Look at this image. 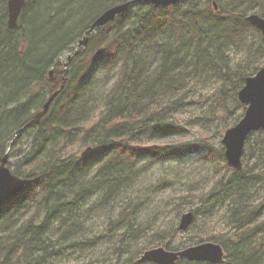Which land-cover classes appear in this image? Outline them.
<instances>
[{
  "label": "trees",
  "instance_id": "trees-1",
  "mask_svg": "<svg viewBox=\"0 0 264 264\" xmlns=\"http://www.w3.org/2000/svg\"><path fill=\"white\" fill-rule=\"evenodd\" d=\"M7 1L2 0L0 5V160L8 147L19 146L24 136L31 139L32 150L24 158L30 165L28 172L13 169L29 179L27 185L0 205V264H53L65 247L91 241H84L85 236L75 238L77 229L72 226L79 223L82 227L84 223L76 218L81 217L94 195L99 198L93 203L97 209L105 207V202L114 204L112 198L121 192L126 184L123 182L130 181L141 158L164 161L177 154L207 149L189 141L174 145L144 142L185 130L173 112L189 97L184 88L190 77L213 76L219 80L214 102L221 113L222 130L239 121L243 114L236 111L245 109L238 97L239 89L245 78L264 64L233 66L227 48L245 40L248 31L259 34L263 42L260 45L264 46V34L248 20V14L254 12L252 0H216L218 9L213 0H181L167 6L136 1L99 29L103 33L113 27V35L106 41L92 40L84 47L87 54L83 56L81 51L76 55L75 63L71 62L75 66L64 74L57 57L80 30L77 23L68 28L58 17L56 25L47 27L46 20H54L58 14L48 8L54 0H27L20 25L13 30L7 23ZM103 1H84V16L90 19L84 29L102 10L127 0H109L92 15ZM41 12L46 14L42 19L38 18ZM255 12L264 17L262 5ZM162 30H172L173 35L165 37L160 34ZM67 34L71 35L64 40ZM148 47L156 60L150 72ZM115 55L121 63L115 89L94 119L85 120L91 109L86 83L101 64L113 62ZM52 67L55 77L49 73ZM62 75L66 76L65 87L49 113L40 124L24 127L50 94L60 88ZM244 155L242 165L236 168L227 163L223 144L208 147L206 157L223 158L230 173L222 176L202 198L201 205L191 210L196 220L200 212L214 213V199L220 194L224 196L221 200L228 197L225 212L231 229L211 234L207 241L224 245L225 263L264 264V201L247 198L252 186H264V128L251 133ZM136 208L135 202H124L111 214L110 223L115 228L123 224V230L126 227V232H133L140 223ZM179 229L177 226L167 239L159 237L158 245L171 250L188 247L185 243L173 244ZM202 239L199 241H205ZM146 249L133 253L129 244L118 247V257L110 264H156L139 260ZM175 264L215 263L181 258Z\"/></svg>",
  "mask_w": 264,
  "mask_h": 264
},
{
  "label": "rangeland",
  "instance_id": "rangeland-1",
  "mask_svg": "<svg viewBox=\"0 0 264 264\" xmlns=\"http://www.w3.org/2000/svg\"><path fill=\"white\" fill-rule=\"evenodd\" d=\"M32 1L35 2V0ZM84 1L86 0H54L48 7L58 14L57 17H53V14L50 13V16L55 19L48 18L46 20L48 22L47 27L56 25V19L61 17L65 20L66 27L69 28L72 23H77L76 28L80 29L70 38L67 47L57 57L61 61L60 63L66 64V66L69 62V55H72V61L75 63L76 53L74 49H76L77 40L81 37L80 33H84V26L90 20L88 16H84ZM108 2L109 0L101 2L92 15L99 13ZM1 3L2 0H0L2 6ZM261 5L264 7V0H252V11L255 12ZM45 15L41 12L38 18L42 19ZM42 21L39 20V23ZM100 33L98 30L94 37ZM113 33L114 29L110 27L106 32L101 33V38L106 40ZM160 34L169 38L173 32L172 30L168 32L162 30ZM246 34L245 40H240L236 45H229L227 48V54L231 57L232 65H247L249 63L251 66H259L264 64V46L260 45L263 42L259 34L253 31H248ZM70 35H65L63 39H68ZM258 47L259 50L256 51ZM147 50L149 55L146 61L147 67L150 65L148 67V72H150L154 69L156 64L154 61L156 60H154L152 53L153 49L148 47ZM83 52L84 54H82L85 56L87 52ZM108 62L101 64L86 83L89 94H87L88 107L91 109L84 117L85 120L94 119L101 108H104L108 99L107 95L115 89L116 81L120 76L121 63L117 55H115L113 62ZM74 63L72 66H75ZM64 66H61L60 70ZM50 76L55 77L53 74ZM188 81L184 91L188 92L189 97H186L183 105L173 112L177 122L185 126V130L163 138H147L144 142L148 144L164 142L174 145L189 141L198 144L200 148L206 147L207 149L208 147L218 148L223 144L222 139L226 130H222L221 113L218 112L214 102V94L219 85V80L213 76L198 77L193 75ZM54 103L55 100L52 104ZM244 110V108H239L236 112L238 115L244 114ZM231 120L229 119L228 122ZM251 140H254V137ZM20 142L19 146L13 149L8 147L7 149L9 155L10 152H14V156H10V165L14 170L28 172L30 165L28 162H24V158L25 153H30L32 150L31 139L24 136ZM75 147H78L77 143ZM207 149L177 154V156H171L164 161L152 162L147 157L141 158L130 181L123 182L126 184L121 186L120 195L117 194L112 198L114 204L109 205L108 202H105V207L97 209L93 207V203L99 198L98 195H94L90 197L81 211V217L76 218V221L84 223L82 227L79 223L72 226L77 229L75 238L82 239L81 237L85 236L84 241H91L84 244L80 243L78 246L65 247L64 254H61V257L57 258L53 264H110L115 262L118 257V247H125L129 244V248L134 253L139 249L158 246L159 237L167 239L169 234L177 226L179 227L183 213L199 207L202 198L209 193L216 182L222 176L225 178L230 173V170L225 167L226 160L217 156H213L214 159L209 156L206 157ZM95 168L97 167L95 166L93 169ZM90 174V177L94 175L93 172ZM220 196L224 197L222 194ZM220 196L217 200L213 198L216 201L214 213L207 215L200 212L199 218L194 220L188 229H179L172 241L173 244L185 243L188 246L197 244L201 238L208 240L211 234L231 229L228 214L225 212L229 202L228 197L221 200ZM247 198L252 201H264V186L258 184L252 186ZM127 201L135 202L137 205L134 212L139 216L140 222L130 233L125 231L126 227L123 230V224L121 227L115 228V225L110 223L111 214ZM73 214L71 213V215ZM71 215L70 217H72ZM71 222L74 224L73 219ZM122 230L123 234L121 233ZM159 232H163V236H160ZM121 234L122 236H120ZM120 237L122 241H119ZM223 264L228 263L224 262Z\"/></svg>",
  "mask_w": 264,
  "mask_h": 264
},
{
  "label": "water",
  "instance_id": "water-1",
  "mask_svg": "<svg viewBox=\"0 0 264 264\" xmlns=\"http://www.w3.org/2000/svg\"><path fill=\"white\" fill-rule=\"evenodd\" d=\"M136 1H143L153 3L155 5L167 6L168 4L178 3L180 0H127L120 3H115L109 8L105 9L99 16H97L89 27L88 32H92L97 26H102L109 21H112L117 14L124 13L131 4ZM27 0H8L7 23L9 28L14 29L19 27V18ZM214 6L218 9V2L213 0ZM248 20L258 27L262 34H264V17L258 12H251L248 14ZM86 42V36L81 40ZM80 41V42H81ZM76 53V51H75ZM72 55H69L70 61ZM54 68L49 70L52 74ZM244 85L239 89L238 97L240 101L246 104L244 115L239 121L228 127L224 133L222 143L225 146V157L229 165L233 167H240L243 162V154L245 151V143L252 132L262 130L264 128V65L252 75L245 78ZM60 88L50 94L48 99L44 102L42 107L33 115L29 120V124H40L41 119L50 110L52 102L55 97L64 88V83H61ZM10 155L6 153L0 160V205L7 200H10L15 194L21 192L28 183V178L25 176L17 175L12 167L8 165ZM195 219L193 210H188L183 213L179 227L182 230L189 228L190 224ZM225 248L219 242L214 240L201 241L200 243L189 245L186 248L171 250L163 246H156L146 249L145 252L139 257L140 261L150 260L156 264H175L181 258L195 261H207L210 263L220 264L225 260Z\"/></svg>",
  "mask_w": 264,
  "mask_h": 264
},
{
  "label": "bare ground",
  "instance_id": "bare-ground-1",
  "mask_svg": "<svg viewBox=\"0 0 264 264\" xmlns=\"http://www.w3.org/2000/svg\"><path fill=\"white\" fill-rule=\"evenodd\" d=\"M181 1V0H180ZM179 3V2H178ZM151 4H153V3H151ZM155 5V4H154ZM157 6V5H156ZM110 7V6H109ZM109 7H107V8H109ZM107 8H105V9H107ZM104 9V10H105ZM104 10H102V12L104 11ZM101 12V13H102ZM100 13V14H101ZM99 14V15H100ZM99 15H97V16H99ZM119 14H117L115 17H114V19L118 16ZM97 16H95L93 19L95 20V18L97 17ZM113 19V20H114ZM94 20L92 21V22H94ZM112 20V21H113ZM112 21H109V22H107L106 24H103L102 26H97V27H95L94 29H93V31L92 32H88L89 31V27H87L86 29H85V31H84V33H82L79 37L80 38H78V40H77V44H76V49H74L75 51H76V55H78V54H80L81 53V51H82V53L84 54V52L83 51H85L84 50V47H86L89 43H91L92 42V40H94L96 43L97 42H100V41H106V40H104V38L102 39L101 37H100V35L99 34H97L95 37H94V35L97 33V31L100 29V28H103V26H105V25H107L108 23H110V22H112ZM92 24V23H91ZM91 26V25H90ZM15 29V28H14ZM13 29V30H14ZM100 31V30H99ZM86 36V42H82L81 40L82 39H84V37ZM81 41V42H80ZM81 53V55H83ZM86 54V53H85ZM69 61V60H68ZM71 62H72V58H71V60L67 63L68 65L66 66V64H63V68H62V71L64 72V74L69 70V68L71 67ZM73 67V66H72ZM62 81H61V83H64L65 84V82H66V76H63L62 75ZM65 87V86H64ZM50 111V110H49ZM49 111H48V113H49ZM24 127H26V125L24 126ZM6 153H8L9 154V150L8 151H6L4 154H3V156L6 154ZM11 156V155H10ZM8 201V200H7Z\"/></svg>",
  "mask_w": 264,
  "mask_h": 264
}]
</instances>
